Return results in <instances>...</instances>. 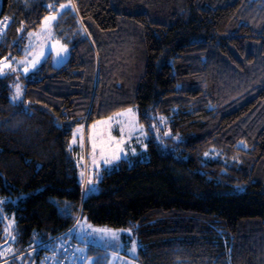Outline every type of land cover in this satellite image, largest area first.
I'll use <instances>...</instances> for the list:
<instances>
[{
	"label": "trees",
	"instance_id": "obj_1",
	"mask_svg": "<svg viewBox=\"0 0 264 264\" xmlns=\"http://www.w3.org/2000/svg\"><path fill=\"white\" fill-rule=\"evenodd\" d=\"M60 10L67 61L0 75L1 264H38L79 214L130 229L142 264H264V0H0V60ZM131 106L149 158L90 188L74 132Z\"/></svg>",
	"mask_w": 264,
	"mask_h": 264
},
{
	"label": "rangeland",
	"instance_id": "obj_2",
	"mask_svg": "<svg viewBox=\"0 0 264 264\" xmlns=\"http://www.w3.org/2000/svg\"><path fill=\"white\" fill-rule=\"evenodd\" d=\"M60 12L48 14L38 29L27 33V47L23 56L0 60V75L30 74L48 57L57 67L67 61L70 47L58 38L54 29ZM53 16L54 20H46ZM23 96L24 84L14 79L12 100L19 102ZM73 139V146L85 147V177L89 174L90 188L101 180L103 169L112 170L123 159L131 162L149 158L148 134L139 122L137 106L91 122L88 131L78 126ZM117 156L119 159L115 158ZM106 160L109 163H105ZM77 229L75 259L78 264H142L139 260V242L130 229L94 225L84 218L78 223ZM133 245L135 252L132 251Z\"/></svg>",
	"mask_w": 264,
	"mask_h": 264
},
{
	"label": "built area",
	"instance_id": "obj_3",
	"mask_svg": "<svg viewBox=\"0 0 264 264\" xmlns=\"http://www.w3.org/2000/svg\"><path fill=\"white\" fill-rule=\"evenodd\" d=\"M3 22L5 23V21ZM2 25L0 29L3 28ZM79 217L80 214L66 230L27 250L33 251L41 248L44 250L38 264H76L74 250L77 242L75 241V234Z\"/></svg>",
	"mask_w": 264,
	"mask_h": 264
},
{
	"label": "water",
	"instance_id": "obj_4",
	"mask_svg": "<svg viewBox=\"0 0 264 264\" xmlns=\"http://www.w3.org/2000/svg\"><path fill=\"white\" fill-rule=\"evenodd\" d=\"M0 213L3 215L1 209H0ZM3 216H4V215H3ZM4 218H5V217H4ZM5 220H6V218H5ZM6 222H7L8 227H9V236H8L7 241L0 245V251H1L2 248H4L5 246H7V245L11 242V239H12V236H13L12 228H11V226H10V224L8 223L7 220H6ZM0 264H1V262H0Z\"/></svg>",
	"mask_w": 264,
	"mask_h": 264
},
{
	"label": "snow or ice",
	"instance_id": "obj_5",
	"mask_svg": "<svg viewBox=\"0 0 264 264\" xmlns=\"http://www.w3.org/2000/svg\"><path fill=\"white\" fill-rule=\"evenodd\" d=\"M65 7H67V6L66 5H61V8H65ZM48 19H53L54 20L55 17L53 16V17L46 18V20H48ZM17 95H19V88H17ZM13 99H16V97H13ZM128 111L130 112L131 110L129 109ZM118 115H120V114H118ZM109 119L111 120L112 118L109 117ZM81 140H82V137H81ZM73 143H75V139H73ZM93 147H95V145H93ZM115 158L119 159V156H117ZM105 163H109V161L106 160ZM135 250H136L135 245H133L132 251L135 252Z\"/></svg>",
	"mask_w": 264,
	"mask_h": 264
},
{
	"label": "crops",
	"instance_id": "obj_6",
	"mask_svg": "<svg viewBox=\"0 0 264 264\" xmlns=\"http://www.w3.org/2000/svg\"><path fill=\"white\" fill-rule=\"evenodd\" d=\"M76 249V248H75ZM74 255H75V250H74ZM76 256V255H75Z\"/></svg>",
	"mask_w": 264,
	"mask_h": 264
}]
</instances>
